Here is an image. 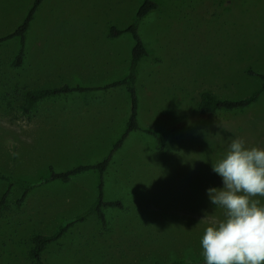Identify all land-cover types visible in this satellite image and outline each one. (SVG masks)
Returning <instances> with one entry per match:
<instances>
[{
    "label": "rangeland",
    "instance_id": "rangeland-1",
    "mask_svg": "<svg viewBox=\"0 0 264 264\" xmlns=\"http://www.w3.org/2000/svg\"><path fill=\"white\" fill-rule=\"evenodd\" d=\"M143 1L49 0L27 34L20 68L13 65L19 40L0 44V174L39 182L51 167L65 172L108 157L125 132L130 101L124 87L99 88L124 78L133 47L131 35L113 39L109 27H128ZM33 2L0 0V38L21 25ZM157 2L159 10L140 25L149 57L139 71V126L149 130L144 126L184 123L186 130L173 136L163 152L153 137L130 134L104 178L105 200L120 201L123 208L105 209L107 226L91 214L71 227L46 248L43 264H168L203 258L201 238L209 225L199 222L206 214L224 218L208 196L209 188L223 187L212 163L236 137L264 148V93L246 110L197 112L203 92L241 99L260 86L247 72L264 74V0ZM77 10L89 13L83 26L76 25ZM67 39L79 43L73 53L82 55L69 71L68 64L54 59V42ZM40 42L44 50L37 49ZM40 53L47 60H38ZM65 85L96 88L48 97L30 114L24 112L30 91ZM83 100L98 112V125L63 119L64 107ZM99 184V173L91 169L69 183L40 185L22 204L24 189L13 187L0 206V264H36L30 257L33 239L52 237L64 221L86 213ZM6 189L0 181V201Z\"/></svg>",
    "mask_w": 264,
    "mask_h": 264
},
{
    "label": "trees",
    "instance_id": "trees-1",
    "mask_svg": "<svg viewBox=\"0 0 264 264\" xmlns=\"http://www.w3.org/2000/svg\"><path fill=\"white\" fill-rule=\"evenodd\" d=\"M43 2L44 0H34L21 25L16 28L13 33L0 38V44L13 39L19 40V51L13 62V65L16 68H20L24 64V60L26 58L27 34L32 28L33 22L36 18V14ZM159 8L160 6L157 0H144L139 6L135 14L134 20L128 27H126L125 29H119L116 26L109 27V34L110 37H112L113 39H117L125 34L131 35L133 40V47L131 49L130 63L124 78L112 84L104 85L99 88L101 90H109L112 88L124 87L126 89L130 101V112L126 122L125 132L122 137L117 141V143L113 146L108 157L102 162L95 164L94 166H79L65 172H57L51 167L49 169V176L41 179L39 182H27L22 179L14 178L12 176L0 174V181L5 182L7 184V189L1 198L0 206L5 204L11 193L12 188L15 186H21L24 189V193L21 199L19 200V204H22L29 196V194L40 185H46L54 181L69 183L73 176L91 169L96 170L100 175L99 195L86 213L74 219L64 221L59 226L56 234L52 237L38 235L33 239L34 248L30 252V257L36 264H43V253L51 243L61 240L62 237L70 230L71 227L78 223L84 222L89 215L95 214L101 224L103 226H107V217L105 209L123 208V205L120 201L105 200L104 178L110 167V163L113 160L114 154L122 148L130 134L140 131L153 137L156 140V149L160 152H163L166 150V143L173 136H177L178 134H181L186 130L187 126L184 123H178L169 126L163 133H155L153 131L143 130L139 126V71L142 62L147 57H149L148 48L140 34V25L144 19H146L150 14L158 11ZM247 74L251 77H255L256 79L260 80V86L256 90H254L250 95L241 99H220L214 96V94L211 92H203L199 97V102L197 106L198 114L201 116H205L215 115L220 111H242L249 109L251 106L256 104L259 101L261 95L264 93V74L256 73L253 70H248ZM87 90L91 89L83 88L80 86L70 87L68 85H65L53 89H41L38 91H30L26 96L24 112L26 114H30L36 104L47 97L74 92H85ZM168 264H205V261L204 258L197 259L195 257L190 256L182 260H174Z\"/></svg>",
    "mask_w": 264,
    "mask_h": 264
},
{
    "label": "clouds",
    "instance_id": "clouds-1",
    "mask_svg": "<svg viewBox=\"0 0 264 264\" xmlns=\"http://www.w3.org/2000/svg\"><path fill=\"white\" fill-rule=\"evenodd\" d=\"M212 170L223 187L208 196L224 218L206 214L199 222L209 225L201 238L205 264H264V148L233 138Z\"/></svg>",
    "mask_w": 264,
    "mask_h": 264
},
{
    "label": "crops",
    "instance_id": "crops-1",
    "mask_svg": "<svg viewBox=\"0 0 264 264\" xmlns=\"http://www.w3.org/2000/svg\"><path fill=\"white\" fill-rule=\"evenodd\" d=\"M49 2V0H44L43 4L41 5L40 9L38 10L37 14H36V18L34 20V22L36 21L37 17H39V15L41 13H43L44 10H47V3ZM76 13H79V16L81 17V19H79V22H76V25H80L83 26V22H82V18H84L86 15H88L89 13L87 11H82V10H77ZM72 13H68L66 14V16H71ZM33 22V24H34ZM73 25H75V23H71ZM92 33V32H91ZM89 33V39H91V41L96 40V38H94V35ZM48 43V42H47ZM56 43V50H58L56 53V57H54V59L56 58L57 60L63 62L64 64H68V71L72 69V67H74V62L76 60H79V58H82V55L80 53H77V55H75L73 53V50H75V44H78L76 41L73 42V44L69 41V39H67L64 43H60V42H54ZM60 44L63 49L62 51H60L57 48V45ZM44 43L39 44V47L37 49L39 50H44ZM37 55H39V53H37ZM43 55L42 53H40V58L38 60H47L46 57L42 58ZM82 87V86H80ZM86 88H96V87H86ZM106 92H109V90H105ZM48 98V97H47ZM46 99V98H45ZM44 100V99H43ZM43 100L39 101L36 106L42 102ZM67 105V104H66ZM65 105V106H66ZM36 106L34 108H36ZM93 105L91 104V102H85L84 100L79 102L78 104H75L74 102L71 103V107L66 106L63 108V111H67L65 117L63 118L66 121L71 122V125H98L99 122L96 121L97 118V113L94 112L93 109ZM68 114H70V116H68ZM129 116V115H128ZM60 122V121H59ZM127 122V121H126ZM126 125V123H125ZM172 126V125H171ZM169 126H160V125H145L144 128L145 129H149L155 133H163ZM165 128V129H164ZM159 129H164L162 132ZM91 129H89L90 131ZM166 147H167V143H166Z\"/></svg>",
    "mask_w": 264,
    "mask_h": 264
}]
</instances>
